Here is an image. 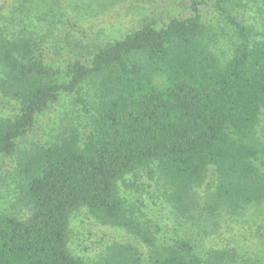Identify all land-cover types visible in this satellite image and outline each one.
Masks as SVG:
<instances>
[{
  "label": "trees",
  "instance_id": "obj_1",
  "mask_svg": "<svg viewBox=\"0 0 264 264\" xmlns=\"http://www.w3.org/2000/svg\"><path fill=\"white\" fill-rule=\"evenodd\" d=\"M209 1L190 0L187 16L160 26L148 20L98 46L88 63L73 58L61 68L46 62L31 35L0 34V93L18 102L12 117L0 119V154L13 153L60 94L87 78L97 91L82 138L70 134L17 153L18 198L27 214L0 213V264H90L68 248L70 216L82 208L151 246L143 256L132 242H115L100 264L236 260L220 247L200 253L185 238L157 245L118 191L126 174L146 170L190 220L221 210L232 217L264 203V142L255 134L264 109V0L260 28L237 17L241 0H213L232 31L225 56L212 45L226 33L201 19ZM258 259L238 264H264V249Z\"/></svg>",
  "mask_w": 264,
  "mask_h": 264
},
{
  "label": "rangeland",
  "instance_id": "obj_2",
  "mask_svg": "<svg viewBox=\"0 0 264 264\" xmlns=\"http://www.w3.org/2000/svg\"><path fill=\"white\" fill-rule=\"evenodd\" d=\"M189 3L190 0H0V34L6 38L31 35L40 43L46 62L61 68L73 58L88 63L98 46L120 38L148 20L160 26L171 16H187ZM259 5L260 0H241L234 9L241 15L237 17L260 28L263 18ZM200 13L204 22L226 33L212 47L228 55L232 31L216 11L213 0L204 4ZM96 92L95 81L87 78L77 91L60 94L57 101L37 114L33 127L17 140L15 151L0 154V213H16L20 217L27 214L18 198L19 179L14 166L17 153L70 134L82 138L90 127L89 113L97 100ZM78 99L83 100L84 106ZM17 108L16 100L7 101L0 93V119L12 117ZM255 134L264 142V109ZM145 171L126 174L118 182V191L125 206L133 208V217L153 233L157 245L185 238L200 253L214 247L233 251L236 260L230 264L259 260L264 249V203L232 217L221 210L216 215L190 220L166 202L159 176ZM127 241L136 245L143 256L151 249L126 229L102 224L85 208L70 216L68 248L90 264L103 263L113 243Z\"/></svg>",
  "mask_w": 264,
  "mask_h": 264
}]
</instances>
